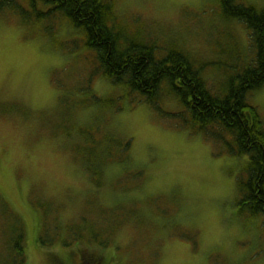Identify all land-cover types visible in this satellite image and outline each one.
<instances>
[{"label":"rangeland","instance_id":"374dc122","mask_svg":"<svg viewBox=\"0 0 264 264\" xmlns=\"http://www.w3.org/2000/svg\"><path fill=\"white\" fill-rule=\"evenodd\" d=\"M113 2L124 32L157 43L164 53L188 54L196 67H205L203 79L212 91L254 48L241 22L223 19L219 0ZM237 3L264 8V0ZM40 26H24L8 12L0 17V197L8 203L0 199V216L20 215L28 264H59L58 255L80 264L84 249L106 264H264L263 220L241 212L238 204L236 180L245 160L175 126V118L160 117L124 85L104 77L94 52L60 15L55 36ZM94 68L91 92L100 103L75 91L80 83L85 87ZM248 101L264 118V87ZM67 102L74 103L71 123L65 120ZM179 106L171 96L161 105L167 112ZM98 125L130 140V159L117 161L111 151L113 161L92 176L79 130L94 132ZM133 208L147 223L128 224ZM111 209L122 210L128 220L114 225L108 248L86 243L70 229L85 218L103 227L104 218L96 213ZM45 223L61 227L50 230L52 237L65 233L74 243L39 244Z\"/></svg>","mask_w":264,"mask_h":264},{"label":"trees","instance_id":"16d2710c","mask_svg":"<svg viewBox=\"0 0 264 264\" xmlns=\"http://www.w3.org/2000/svg\"><path fill=\"white\" fill-rule=\"evenodd\" d=\"M219 3L223 19L241 22L248 30L249 41L254 48L249 51V59L233 68V76H229L214 91L203 79L205 67H196L188 54L175 49L164 50V53L157 43L148 42L142 36L137 39L133 34L124 32L113 0H0V17L8 12L20 24L28 27L41 25L42 30L44 28L55 36L53 28L60 15L80 36L86 50L94 52L97 69L104 77L124 85L128 95L140 97L160 117L175 118V126L200 135L211 142L215 149L243 158L245 167L236 180L238 204L241 212L261 218L264 224V120L258 109L248 101L251 92L264 87V8L239 4L237 0H219ZM145 36L148 38V35ZM247 55L248 49L245 57ZM94 73L96 68L84 83L85 87L81 89L80 83L75 91H84L82 93L89 94L91 101L100 103L103 102L102 98L91 92L90 83ZM170 96L180 105L174 112H167L161 107L166 97ZM105 101L112 105L115 103L113 100ZM64 106L70 111L65 115V120L71 123L75 114V111H71L74 103L67 102ZM101 130L100 125L94 132L79 130L84 140L79 147L84 153V147L87 150L83 158L91 162L90 166L84 163L90 175L92 171V176L99 172L105 162L113 161L111 151L116 152L117 161L126 163L130 159V140ZM88 149L96 155L94 160H91ZM3 198L1 195L2 203L8 204ZM128 211L132 214L129 220L125 219L122 210L111 209L96 213V216L104 218L103 227L99 228L85 218L80 224L73 223L70 229L76 234L75 237L79 236L81 240L86 238V243L93 242L101 249L108 248L112 245L115 224L122 227L128 220V224L134 228L142 226L143 221L147 223L148 218L137 209ZM45 225L47 229L38 237L39 244L67 248L74 243L65 233L52 237L50 230L55 232L61 227L55 225L49 229L48 224ZM44 232L51 237L46 239L49 236L43 235ZM24 235L25 227L20 215L4 211L0 216V264H28ZM191 242L195 245V241ZM81 252L80 264H106L91 251L84 249ZM57 259L59 264H68L66 258L58 255Z\"/></svg>","mask_w":264,"mask_h":264}]
</instances>
